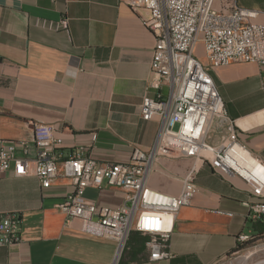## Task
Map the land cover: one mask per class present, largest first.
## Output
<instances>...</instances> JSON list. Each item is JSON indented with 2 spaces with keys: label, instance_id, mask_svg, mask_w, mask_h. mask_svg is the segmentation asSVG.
Instances as JSON below:
<instances>
[{
  "label": "crops",
  "instance_id": "obj_1",
  "mask_svg": "<svg viewBox=\"0 0 264 264\" xmlns=\"http://www.w3.org/2000/svg\"><path fill=\"white\" fill-rule=\"evenodd\" d=\"M139 14L125 0H0V142L27 141L28 152L16 155L34 157L30 122L41 121L55 126L64 153L84 147L83 155L96 161L123 163L135 148L149 150L159 118L142 119L139 107L156 94L150 73L155 39ZM63 19L67 28L59 26ZM194 53L205 63L202 43ZM210 74L231 118L250 115L261 123L240 140L264 163L259 66L231 62ZM190 159L160 154L147 170L148 186L177 195L186 170L195 168L194 195L173 217V256L155 261L147 237L132 231L114 262V239L83 232L79 219L57 207L73 189L71 179L60 174L41 187L32 173L15 175L11 164L0 171V217L19 215L20 239L0 245V264H216L244 245L240 234L263 237L264 221L247 219L244 180ZM124 196V188L109 185L83 192L98 206H119Z\"/></svg>",
  "mask_w": 264,
  "mask_h": 264
},
{
  "label": "built area",
  "instance_id": "obj_2",
  "mask_svg": "<svg viewBox=\"0 0 264 264\" xmlns=\"http://www.w3.org/2000/svg\"><path fill=\"white\" fill-rule=\"evenodd\" d=\"M139 14L153 34L155 44L150 62L153 97L140 103L141 118H159V130L149 150L135 148L128 162H99L84 156V147L61 149L63 139L51 123L31 121L34 157L26 154L27 141L0 142V171L12 164L15 175L34 174L41 187H48L58 175L72 180L73 189L57 207L68 217L80 220L83 232L114 239V262L125 248L132 231L147 237L151 261L169 259L173 217L188 205L196 190L195 168L190 166L177 195L146 184L150 163L158 155H176L208 163L222 177L238 176L247 185L249 198L243 201L247 219L264 221V163L241 142L240 135L256 130L261 123L246 115H228L211 69L231 62L256 63L264 91V22L260 9L240 6L237 0H125ZM59 26L67 28L65 19ZM202 43L205 63L194 51ZM103 185L125 189V203L111 207L96 205L83 197L87 187ZM20 239L17 213L0 217V245ZM240 243L253 237L242 233Z\"/></svg>",
  "mask_w": 264,
  "mask_h": 264
},
{
  "label": "rangeland",
  "instance_id": "obj_3",
  "mask_svg": "<svg viewBox=\"0 0 264 264\" xmlns=\"http://www.w3.org/2000/svg\"><path fill=\"white\" fill-rule=\"evenodd\" d=\"M237 2L243 7L262 10L261 17L253 21L264 22V0H237ZM190 160L199 162L194 159ZM185 161L187 160L185 159ZM243 244V247L236 250L235 253L220 260L216 264H264V236L256 238L247 244Z\"/></svg>",
  "mask_w": 264,
  "mask_h": 264
},
{
  "label": "trees",
  "instance_id": "obj_4",
  "mask_svg": "<svg viewBox=\"0 0 264 264\" xmlns=\"http://www.w3.org/2000/svg\"><path fill=\"white\" fill-rule=\"evenodd\" d=\"M241 247H243V245L240 244V245L237 247L236 250L240 249Z\"/></svg>",
  "mask_w": 264,
  "mask_h": 264
}]
</instances>
